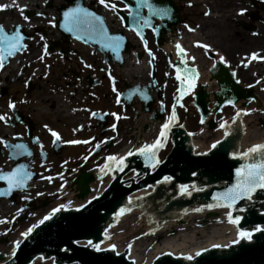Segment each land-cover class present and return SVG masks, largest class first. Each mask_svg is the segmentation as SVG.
I'll use <instances>...</instances> for the list:
<instances>
[{
	"label": "flooded vegetation",
	"instance_id": "flooded-vegetation-1",
	"mask_svg": "<svg viewBox=\"0 0 264 264\" xmlns=\"http://www.w3.org/2000/svg\"><path fill=\"white\" fill-rule=\"evenodd\" d=\"M82 1L84 8L103 18L109 34H114L119 30L123 31L133 41V47L126 54L118 55L113 52H102L96 46H87L74 39L60 37L58 41H53L51 45H48L53 50L58 48V54H15L13 57L5 58L4 66L0 69V114H7L11 120L7 124L0 121V137L9 135L12 142L3 138L8 145L24 144L27 151L13 150L0 143V158L12 163L8 171L23 165L31 173V178L26 182V188L13 193L16 198L18 193L26 195L31 183L33 185L42 184V188L45 187L46 190L38 194L48 196L55 190L63 191L67 184H73L82 173H91L93 176V169L99 166L104 167L106 157L118 156L117 154L124 148L123 143L129 144L132 141L129 137L131 133H134V128L138 126L136 121L140 117L149 115L150 120L161 118L160 120L164 121L168 119L172 106L175 105L177 122L181 123V117L185 119L188 117V122H192V119L198 122L197 110L193 114L192 108L186 109L187 102L184 101L189 96L182 101L177 99L179 82L174 77L173 70L175 66L180 68L181 66L176 45L183 39L187 41V36L193 37L208 31L211 26L209 25L210 18L214 14L212 13L213 6L229 10L226 15L228 17L224 19L223 27H221V30L225 32V37L216 39L217 41L211 39L208 42L196 40L194 37L185 48L181 45L186 53L232 54V58L228 56L230 64H226L235 73L236 78L238 76V81L241 80V72H248L251 69L261 70L262 59L252 60L250 57L252 53L260 54L258 57H264L262 55L264 54V0H221L217 1L216 5L211 0H197V2L158 0V7L168 5L177 13L179 22L172 25L167 32L157 36L154 29L162 24L161 20L153 16L149 18L147 10L144 9V19L140 21V24L145 25V20L151 21L152 24L145 30L142 41L123 27L119 13L121 11L128 13L123 1L108 0V3L116 4L115 9L104 7L98 0ZM198 1L201 6H204L205 11L202 16L208 21L205 20L204 24L196 22L192 25L193 27H190L189 20L183 16V11L185 9L194 10ZM63 5L75 6L74 3L65 1ZM58 6L59 4L56 8ZM241 10H244L243 14ZM172 31L178 34L179 41L174 44L175 60L173 61L170 60L173 54H166L164 50V46L173 41L170 34ZM144 41L147 42L146 47ZM198 43L210 45V50L206 52L204 48L197 46ZM148 50L152 55H149ZM42 55L43 60L39 59ZM207 60H211L209 55ZM160 62L164 64L160 70L162 82L157 81L155 77L157 64ZM129 63L130 65L126 66ZM85 64L91 67H85ZM132 68L133 70H130ZM127 70H130L132 76L125 74V78L121 80L119 71ZM171 77L172 84L164 82V79L171 81ZM140 78L142 81H139ZM245 80H248L247 84L243 85L254 86L256 84L264 89V80L261 81L258 73H252ZM131 82H133L132 85L129 84ZM173 82L177 84L175 89ZM136 87L138 89L149 88L148 93L151 95L152 102L144 104L145 102L133 99L127 105L120 99L127 89ZM42 93L46 94V98L36 97ZM105 100H108L107 106L103 105L106 103ZM9 101L15 104L14 110L9 109ZM39 104L40 106H36ZM39 109L49 115L48 119L39 120L34 117V113ZM93 113L95 115H92ZM113 113L115 115H112ZM133 113L138 116L136 119H133ZM59 117L62 119L60 120ZM64 117H68V120L76 119L67 123ZM121 124L124 128H121ZM153 127H148L149 131L146 130V133L153 132L154 129L155 133L159 132V129ZM49 129L57 132L61 139L53 143L55 138ZM126 129L127 132H125ZM64 130H67V133H63ZM120 133H122L121 137H119ZM41 135L48 137L49 141H45ZM68 141H88V143L72 144L67 143ZM138 142L134 143L135 148L128 151L138 148L140 146H137ZM40 145H43V148ZM71 148L73 151H69ZM9 149L15 152L17 159L10 158ZM28 152L31 155H28ZM0 172L5 173L6 170L0 169ZM48 199L41 201L26 199L22 211L29 208L27 213H34L35 220L41 216V218L45 217L47 213L49 216L59 213L61 209L55 213L52 211L59 206L54 208L51 206L56 201L62 200L63 196L57 195Z\"/></svg>",
	"mask_w": 264,
	"mask_h": 264
},
{
	"label": "water",
	"instance_id": "water-1",
	"mask_svg": "<svg viewBox=\"0 0 264 264\" xmlns=\"http://www.w3.org/2000/svg\"><path fill=\"white\" fill-rule=\"evenodd\" d=\"M65 1L74 3L75 6L83 7L82 0ZM121 1L126 4L128 10L138 13V23L133 20L132 16L125 15L123 12L119 15L127 29L133 30L136 34L138 31L141 33V35H137L140 39L143 38L144 31L151 27L152 24L151 21L149 22L150 25L140 24V21L144 19V9L147 10L149 18L153 16L161 20L162 24L155 28L157 36L168 31L172 25H176L179 22L177 13L172 8H169L168 5L158 7V0H149V2L155 8L166 9V15H153L147 5L137 8V0ZM67 8L69 7L60 6L58 8V30L64 38L76 39V35H80L81 39L76 40L87 45H95L102 52H113L105 48L102 41L97 37H89L84 32L73 34L65 31L61 25L63 23V12ZM26 15L29 17L33 14L28 12ZM16 27L7 30V32L10 34L16 30ZM104 27L107 29L105 24ZM19 31L25 36L26 40L27 36L20 26ZM113 35L122 37L119 49L113 52L120 55L129 48V43L121 32ZM22 50L16 52V54L22 52ZM178 56L180 59L183 58L185 60V55L178 54ZM180 66L182 70H187L186 72L182 71V76H196V87V80L199 77L196 69L186 66L185 63H180ZM174 68L176 74V66ZM209 73L217 84V89L213 93L215 98L214 107L217 114L221 113L224 107L234 106L239 100L248 102L256 98L249 87H241L237 83L235 76L232 75L233 72L229 71L221 61L216 62L209 70ZM195 87L191 90L195 89ZM185 88H187V85H185ZM188 92L182 98L179 92V98L184 99ZM135 96L141 102H145L144 104H147L148 100L150 101L145 88L128 89L123 94L122 99L129 104ZM194 97V105L201 115L200 124H204L207 117L211 115V111L208 108L207 94L203 89H200ZM229 101H232V103L230 104ZM235 124L236 121H233L231 126ZM215 126V121L210 119L207 123L208 129L214 130ZM169 132L172 134V149L168 157L159 163L156 168L148 167L144 158L139 154L128 156L125 161L127 166L123 172L109 171L113 179L100 195L94 196L97 197L96 199L92 197L82 208L61 211L43 224L38 225L19 244L14 257L2 264H29L36 257H42L44 260L54 258L56 264H132L130 260H126L125 251H121L119 255H116L110 248H107L106 251H95V248L91 249L90 246L83 247L78 245V243H88L91 240L96 245L104 241V232L107 226L115 224V215H117L122 206L125 207L128 204L129 196L149 186L153 188V191L134 202L133 205L144 208L149 217L156 219L157 224L150 230V233L157 231L164 220L170 219L175 213H185L187 209L205 207L209 210L206 214V219L215 216L212 210L224 207L215 206L217 202L213 197L237 183V168L262 158L258 154H252L247 159H241L236 154L234 143L239 139L240 134L238 132L232 136L229 134L225 139L217 143L215 148L203 155L193 154L189 146L190 136L182 127L172 128L171 125ZM165 143L166 141H163L164 146ZM161 148L157 150L156 157ZM14 154L15 152L10 150L11 159H17ZM131 170L135 171L136 177L144 176V179L138 183L132 180L129 186H125L126 181H122V177ZM165 176L172 177L171 181L164 182L163 178ZM91 181L92 176L88 173L82 174L75 180L78 198L81 200H84L85 196L91 193V188L88 186ZM0 182L4 184L0 188V199L11 198L14 191L26 188L25 183L22 189L14 188L10 191L7 181L0 180ZM180 185L191 187L195 185V190L193 189L191 195L182 194ZM208 205H213V207L209 208L207 207ZM240 209H243V211H240ZM227 210L230 211L229 209ZM231 211L233 217L237 215L241 217L239 225H236V227L253 233L251 240L241 239L236 245L220 246L219 249H214L212 246L207 254L204 251L203 254L197 256L188 264H264V231H255V226L257 225L261 226L262 229L264 227V189H258L250 200L242 199L237 201ZM0 261H3L2 256H0ZM154 264H185V258L176 257L173 260L169 255H162L161 258L154 261Z\"/></svg>",
	"mask_w": 264,
	"mask_h": 264
},
{
	"label": "bare ground",
	"instance_id": "bare-ground-1",
	"mask_svg": "<svg viewBox=\"0 0 264 264\" xmlns=\"http://www.w3.org/2000/svg\"><path fill=\"white\" fill-rule=\"evenodd\" d=\"M44 0H0V6H4L0 8V25L3 26L4 29H10L14 26L22 24V19L23 17L20 15V9H24V11H29L33 10L34 7L38 8L41 10L42 8V3ZM214 5H216L217 1L221 0H211ZM216 17L214 22H210L209 25L215 24L216 26L223 27L224 24V19L228 16L227 13L229 10H223V9H218L217 6H213L212 10ZM53 15V18H55L54 22L57 24L58 22V17L57 13L51 14ZM59 16V15H58ZM214 16V15H212ZM212 16L210 19H212ZM52 18V20H53ZM220 19V20H218ZM45 19H34L33 22L36 24L41 23ZM218 20V21H217ZM52 25V24H51ZM214 25V26H215ZM53 27V26H52ZM56 28V27H53ZM210 36L213 37L219 35L221 37H225V32L221 29H213L210 28L208 29ZM171 38L173 41L169 43V45L164 46V50H166V54H173L171 57V61L175 60V55H174V44L175 42H179L177 39L178 34H176L175 31H172L171 33ZM208 34V33H207ZM202 33L197 34L196 36H189L191 39L198 40V37H201ZM218 36V37H219ZM213 39V38H212ZM130 40V38H129ZM181 41L179 44L183 45L184 48L187 44L186 41ZM219 40V39H217ZM215 40V41H217ZM236 42V41H234ZM129 43V42H128ZM182 46V47H183ZM133 44L132 41L129 43V48H132ZM188 50V48H187ZM190 52V51H189ZM36 48H31L30 46L26 47L20 54H36ZM216 60L219 59L220 53L216 52ZM204 54H187L188 59H192L191 61L195 66H197L200 76L199 79L197 80V84L195 89L190 90V95L189 97L184 101L187 102V108L184 105L186 109H193V114H195L196 107L192 104L194 101V96L200 89H203V91L207 94V100L209 101V110L211 111V115L207 117V120L205 122H208L209 119H211L214 116V91L217 89V84L215 82V79L211 77V75L208 72V68H210L211 60L205 62V56L204 58L202 57ZM230 58H232V54H228ZM224 57V56H223ZM229 57L225 56V62L227 61V58L230 59ZM220 60V59H219ZM218 62V61H216ZM232 62H234L232 60ZM206 64V65H205ZM130 65L129 64H126ZM164 64L158 63L157 64V74H156V79L159 82H162V78L160 77V70L163 68ZM202 66H205L202 68ZM203 69V70H202ZM130 70H133L130 69ZM130 70H127L125 72H120L119 71V78L122 80L125 78V74L128 76H132L130 73ZM9 72V71H8ZM252 73H258L261 76V81L264 80V72L262 70H249L248 72H241V80H239L240 85L247 84L245 80L246 77L251 75ZM144 74V72H142ZM172 75V74H171ZM142 78V77H141ZM139 79V81H142V79ZM238 78V76H237ZM239 79V78H238ZM237 79V80H238ZM172 77L171 81L168 79H164V82L168 83L170 82L172 84ZM133 82L129 83L132 85ZM174 83V89L176 88L177 84L176 82ZM160 85V84H159ZM202 87V88H200ZM258 85L254 84L252 86V91L254 92V95L256 96V99L254 101H245V100H239L233 107H228L233 109V118L232 122L236 121V124L231 126L230 124H226L225 128H221L222 131L220 133L216 134V138L214 140H217V142L222 141L225 139L229 134L232 136L236 134L237 132L240 134L238 141L234 143V149L236 150V154L239 155L243 152H245L248 148L252 147L253 145L256 144H264V127L258 129L256 126V121L260 117H248V114H243V111H247L249 106H251L254 102H258V104L262 101H264V93L261 91H258ZM162 89H164L162 87ZM264 91V89H262ZM163 93L165 91H162ZM105 93V91H103ZM40 96L36 97H43L46 98V94H39ZM33 102V101H32ZM106 102L105 106L108 105V100L104 101ZM41 104V103H40ZM36 105V106H40ZM34 106V107H36ZM30 107V106H29ZM248 107V108H247ZM226 109V108H225ZM223 109V110H225ZM231 109V110H232ZM250 109V108H249ZM240 112L241 114L239 116L236 115L237 112ZM145 116L144 114H142ZM34 117L36 119H43L46 118L48 119L49 115L47 113H43L39 110H36L34 113ZM65 122L70 123L72 120L76 118H72L68 120V117H64ZM235 118V119H234ZM61 120L62 118L59 117ZM161 118H158L157 120L159 121H151L148 116L145 117H140L139 120L136 121L138 126L134 128V133H131L129 139H132V141L129 144L123 143L124 148L123 150L117 154L119 155L122 153L128 152L129 149H133L134 143L136 141H139L137 146L141 145L140 143L143 142H150L154 140L158 132H148L143 131V126L145 125L147 128L150 127L152 128H157L160 131L161 125L163 123V120H160ZM213 119V118H212ZM149 120V122H148ZM38 121V120H36ZM161 121V122H160ZM29 123V121H27ZM135 123V124H136ZM186 123V121H185ZM134 124V123H133ZM132 124V126H133ZM175 124H181L179 122H176ZM191 125V121L186 123V126ZM141 126V127H140ZM179 126V125H178ZM183 128H185L184 125H182ZM203 129L207 128L206 123L203 124ZM68 129V128H67ZM186 129V128H185ZM188 131V129H186ZM207 131H211L207 129ZM213 131V130H212ZM214 132V131H213ZM63 133H67V130H64ZM227 133V134H226ZM67 135V134H65ZM42 138L45 141H49V138L46 137L45 135H41ZM207 137V133H203L201 136H198L197 138L191 137V141L189 143L190 148L192 149L193 154H203L207 152L208 148L210 145L203 144L201 140L205 139ZM6 139V141H13L12 138L9 135H6V137H0V139ZM152 138V139H149ZM3 139V140H4ZM171 136L166 140V148L159 153V158L164 159L168 157L171 148H172V142H170ZM5 141V140H4ZM165 143V144H166ZM135 148V147H134ZM69 151H73V148L69 149ZM12 163L7 161V160H2L0 158V169L6 170V172H9L8 170L11 169ZM103 166H99L95 169H93V181L89 183V188H91V193L88 195H96L100 191L103 190L104 187L109 183L111 180L112 176L111 174L105 172H102L101 169ZM5 172V173H6ZM47 175V174H45ZM127 184L130 183V181H135L136 179H139L140 177H136V174H133V171L127 173L124 177H122ZM30 188L28 189L25 198L26 199H37V201H41L43 199L54 197V196H59L62 197V200L56 201L51 208L58 207L60 205H63L64 207L62 208L63 210H74L75 208H79L82 206V200L78 198V191L76 190V185L74 184H67L65 189L63 191L55 190L51 192L48 196L45 194L39 195L38 192H42L45 189V187L42 188V184L38 185H33L31 183ZM32 186V187H31ZM3 185L0 183V188H2ZM35 187H38L39 189H33ZM189 189L191 191V187L189 186ZM48 190V189H47ZM153 191L152 187H149L147 189H141L136 193H133L129 197V202L128 204L122 206L121 208L126 209L123 214L120 215H115V224L114 225H109L107 226L104 236L105 239L102 241L99 245L101 249H104L106 251V248H110V245H115L116 250L114 251V254L119 255L121 251H125V256L126 260L132 263V264H154V261L157 260L158 258H161V256H167L169 253V257L173 260L176 259V257H187V256H192V260H188L185 258V264H188V262L193 261L197 256L196 253L200 252L203 254L204 251H206V254L210 251L213 245H219V246H231V245H236L237 243H234L237 239V227L236 225H233L228 222V217H227V210L226 209H214L212 212L215 214V216H212L208 219H206V214L208 213V209L205 207H202L200 211H196V209H187L185 213H175L172 215L170 219L164 220L160 225L158 231H154L153 233H150V230H152L153 227L156 226L157 222L154 217H149V215L146 213L144 208L142 207H136L134 202L137 200L142 199L144 196L149 194L150 192ZM85 196V199L91 196ZM50 196V197H49ZM14 195L12 196L11 200H14ZM48 199V200H49ZM33 205V204H32ZM133 205V206H132ZM120 208V209H121ZM119 209V212H120ZM16 209H10L7 213L6 216L8 217V221H11L15 216H16ZM11 212V213H10ZM118 212V213H119ZM46 214V213H45ZM44 214V215H45ZM2 215V214H1ZM46 215H49L48 213ZM5 216V217H6ZM42 217V216H41ZM39 217L38 220H34L32 223L29 224V226H26L23 230H21L19 233L13 235L11 237V242L8 245V247H0V256L3 257L4 261H0L1 263H4L8 261L9 259L13 258L14 255H12L13 252L16 253L17 251V244L16 242H19V244L22 243L23 239L26 237L21 235L22 233L26 232L30 227H33L34 225L39 224L40 219L42 218ZM44 218V217H43ZM213 218V219H211ZM200 220L202 223L205 224V227H200L198 231L195 230H190L188 227L190 226V223L192 220ZM211 219V220H210ZM136 223V226L133 227V225ZM6 223L0 224V237L4 234H6L5 226ZM5 226V227H4ZM111 226V227H110ZM136 227H140L142 230V236L139 238H132V233L129 234H123L124 231L129 229V232H132L133 230L136 231ZM264 229V227H263ZM134 232V231H133ZM200 234L201 237L197 238L196 236ZM87 246L88 243L84 242ZM130 246V247H129ZM214 249H219V247H214ZM200 254V255H201ZM29 264H54V259L49 258L44 262L42 258H35L32 260Z\"/></svg>",
	"mask_w": 264,
	"mask_h": 264
},
{
	"label": "snow or ice",
	"instance_id": "snow-or-ice-1",
	"mask_svg": "<svg viewBox=\"0 0 264 264\" xmlns=\"http://www.w3.org/2000/svg\"><path fill=\"white\" fill-rule=\"evenodd\" d=\"M100 4H102L106 8L115 9L116 4L114 3H108V0H98ZM142 5H147L150 11H152V14H159L161 16L166 15L167 10L163 8H155L153 4L149 2V0H137V8H139ZM4 6H0L2 8ZM21 14L23 15V9H20ZM244 10H241V14H243ZM38 15H42V13H38ZM129 15L132 16L133 20L138 23V13L133 12L129 10ZM25 20L28 19L27 16L23 17ZM55 18L53 20H50L49 23L52 24L53 27H56V24L54 22ZM145 25L149 24L148 20L144 21ZM61 27L64 28L65 31L76 34L80 32L86 33L89 37H97L100 41H102L103 46L113 52H116L120 47V41L122 37L115 36V35H109L107 29L104 27V21L103 19L98 16L96 13L89 11L87 8L80 7L79 5L75 7H69L66 11L63 12V23ZM190 31L192 29H189ZM137 35H141V33L138 31ZM41 39L43 40L44 37L41 36ZM76 39H81L80 35H76ZM25 40V36L21 34L19 31V26L16 27L15 31H12L10 34L9 32L5 31L2 25H0V69L4 66V60L6 57H11L16 54V52L20 51L21 49H25L27 45L23 43ZM145 47L147 42L144 41ZM197 46L202 47L205 49L206 52L210 50V45L205 44H197ZM176 48L178 50V54L186 55L184 49L181 47V45L177 44ZM147 50V48H146ZM149 51V55H152L151 51ZM43 53L44 55L48 54V48L47 44L43 47ZM44 56L42 55L39 57V59L43 60ZM257 58L264 59V57H258L257 53H252L250 59L255 60ZM153 59L155 57L153 56ZM221 62H225V58L223 56L219 57ZM181 64L185 63V60L181 58L180 61ZM85 67L90 68L91 65L85 64ZM245 67H247V64H245ZM182 71L186 72L187 70H182L179 66L176 67V80L180 81V88L178 91L180 92L181 98L183 95L190 91L192 88L195 87V79L196 76L193 75L191 77L188 76H182ZM235 76V73L232 74ZM111 78V77H110ZM239 83V81H237ZM259 83V81H258ZM185 85H187V88H185ZM251 87V85H249ZM113 91H115V88H113ZM119 102V101H118ZM231 104L232 101H229ZM183 106V105H181ZM10 110L15 109V104L12 101H9L8 105ZM241 113L238 111L236 113L237 116H239ZM247 114V113H244ZM92 115H95L93 113ZM112 115H115L113 113ZM235 119V118H234ZM11 120L10 116H7V114H0V121H3L5 124H7ZM177 120L176 112H175V105L172 106L171 114L168 116V119L165 123L161 125L159 135L157 139L154 141L153 144L148 145L145 144L144 146L138 148L136 150V153H133L132 151H129L125 156H108L106 157V163L104 167L101 169L102 172H105L107 174V171H119L123 172L125 167L127 166L125 161L128 156H132L134 154H139L142 156L145 160V163L148 167L155 168L160 161L156 157V152L159 148L163 147V141L167 140V134L170 131V126ZM203 122V121H201ZM221 128H225V124L220 125ZM47 128V125H45ZM115 127V125L113 126ZM182 127V125H181ZM51 132V135L55 138L53 143L56 141H59L61 138L59 134L51 129H49ZM227 134V133H226ZM0 143L5 144L6 147H10L13 150H20L21 152H26V146L24 144H11L8 145L5 141L0 139ZM67 143L77 144V143H88V141H68ZM219 143V142H217ZM41 148H43V145H40ZM213 148L216 147V144L212 145ZM252 154H258L262 158L258 161L247 163L244 165H241L240 168L236 169V176H237V183L233 185L232 187L228 188L226 191L216 195L213 197V199L217 202L215 206L217 207H224L229 209L230 211L227 212L228 222L233 225H239V222L241 220V217L239 215L233 217L232 215V209L234 205H236L237 201L242 199H251L252 195L258 190V189H264V144H256L252 147L248 148L245 152L239 154V157L241 159H247ZM28 155H31L30 152H28ZM87 159V157H85ZM195 175V173H193ZM31 178V173L28 172L25 169V166L21 165L18 168L3 173L0 172V180L7 181L8 188L11 191L14 188H20L22 189L28 179ZM172 177L165 176L163 178L164 182L171 181ZM151 187V186H149ZM195 190V185L192 186ZM180 191L182 194L191 195V192H189V186L188 185H180ZM97 197H93V199H96ZM64 206L60 205L59 208L53 209V213L59 211ZM83 207V205H82ZM207 207L211 208L213 205H208ZM126 209L121 208L120 212L117 213V215L123 214ZM201 209H196V211H200ZM240 211H243V209H240ZM50 219L49 215H46L42 220L39 221L40 224H43L46 220ZM3 221H0L2 223ZM36 227L35 225L33 227H30L26 232L22 233L23 236H28L32 231L33 228ZM255 231H264V229L261 228V226L257 225L255 226ZM252 232L248 230H241L239 227H237V239L233 241L234 243H238L241 239L244 240H251L252 238ZM17 247L19 246V242H16ZM88 245L95 248L96 251H102L104 249H101L98 244L94 245L91 240L88 241ZM112 251L116 250L115 245L109 246ZM130 247V246H129ZM213 247H220L219 245H213ZM171 253H169L170 255ZM201 253L197 252L196 256H199ZM12 255H15V252L12 253ZM188 260H192V256L185 257Z\"/></svg>",
	"mask_w": 264,
	"mask_h": 264
},
{
	"label": "rangeland",
	"instance_id": "rangeland-1",
	"mask_svg": "<svg viewBox=\"0 0 264 264\" xmlns=\"http://www.w3.org/2000/svg\"><path fill=\"white\" fill-rule=\"evenodd\" d=\"M187 1H189V0H187ZM191 1L197 2V0H191ZM48 2H51V7H52L51 9L47 7ZM59 2H60V0H44L42 5H41L42 6L41 10L36 8V7H34L33 10H29V12H32L35 15L29 17L27 20H25L23 18L22 22H21L22 24L17 25V26H21L23 28V30L25 31V33L29 36V38L24 43L27 45V47L30 46L33 49L36 48V52H37L36 54H44L43 53V47L45 44H47V46H48V45H51V42L59 40L58 33L55 31V28H53L52 25L49 23V21L52 20V18H53V15L51 16V14L55 13V8ZM203 11H205L204 6L203 5L201 6V3L198 1L197 6L194 7V10L185 9L183 11V16L187 17V19L189 20L190 27H193L192 25H194L196 22L202 23V24L205 23L204 21L206 19H204V17L202 16ZM24 12L25 11L23 9V15H22L21 11H20V15L22 17L25 16ZM38 13H42V15H38ZM212 15H214V16H212V19H210V22L216 23V21H215L216 15L215 14H212ZM34 19H37V20L45 19V20L41 21V23H39V24H36L35 22H33ZM218 20H220V19H218ZM206 21H208V20H206ZM214 25L215 24L210 26V28L213 27V29H221V27H219V24H218V26H216V25L214 26ZM5 30H8V29H5ZM215 35L213 37H211L209 30H208L207 32L202 33V36L198 37V40H201V41L205 40L208 42L212 38H213V40L220 38L219 35H217V36H215ZM41 36L44 37L43 40L41 39ZM191 40H192L191 37L187 36L188 42L187 41L186 42L189 43ZM63 44H65V43L63 42ZM81 50H82V48H81ZM58 51H59V49L55 48L52 52L48 51V54H58ZM84 51H87V49H85ZM213 55L216 56V54H213ZM220 55H222L224 57L225 56L228 57V54H220ZM262 55H264V54H262ZM204 56H205V62L206 61L208 62L207 54H204L202 57L204 58ZM258 56H260V54ZM225 63L230 64L228 58H227V61ZM260 64H261V70L264 72V59L261 60ZM203 67H205V66H202V68ZM262 89L263 88H260V86H259V89L257 92L261 91L262 93H264V91ZM167 102H166V104H167ZM166 104H164L165 108H166ZM249 108L246 111L248 114V117L249 116L250 117L251 116L252 117H260L256 121V124H257L256 127L258 129L263 128L264 127V101L263 102L261 101L259 104H258V102H254L251 106H249ZM231 109L232 108L227 107L220 114H214V116L212 117L216 122V128H215L214 132L213 131H207V128L203 129V127L200 126L199 121L195 122V119H192L190 126L189 125L186 126L187 121H189V120H187L188 117L186 119L184 117H181L182 118L181 124L184 125L185 128L188 129V132L191 134V136L195 137V138H197L198 136H201L203 133L206 132L207 137L201 141L204 145L207 144V145H210V147H211L218 140V139L214 140L216 138V134L220 133V131H222L220 125L222 123L225 124V123L230 122V120L233 116V109L232 110ZM134 113H136V112H134ZM134 113H133L132 117H133V119H136L138 116H136ZM185 121H186V123H185ZM121 128H124V125L121 124ZM121 128H120V130H121ZM146 130H147V127L146 126L143 127V131H146ZM129 131H131V130H129ZM147 131H149V130H147ZM125 132H127V129L125 130ZM121 134L122 133H120L119 137H121ZM145 143H147V142H145ZM33 189H38V187H35ZM18 194L19 195L17 196V198L15 200L16 201L15 204H11L9 201H6V200H0V221H3L2 222L3 224L6 223L5 226H7V227L4 226L5 230H6L5 231L6 234H4L0 237V247H8V245L11 242V237L13 235L19 233L26 226H29V224L32 223L36 219L35 217H33L34 213L33 214L30 212L27 213L29 211L28 210L29 208H26V210L22 211L24 206H25L26 198L24 195H20V193H18ZM128 202H129V199H128ZM12 208L16 209L15 210L16 216L11 221H8L7 216H9V215L6 216V213ZM21 214H24V215L22 216ZM20 218H21V220H20ZM211 219H213V218H211ZM2 223H0V224H2ZM135 226H136V223L133 225V227H135ZM200 227H205V224L202 223L200 220L194 219L191 221L188 229H190L191 231L192 230L198 231L200 229ZM141 230L142 229L140 227H136V231L133 230L134 232L133 231L129 232V229H128V230L124 231L123 234L132 233V238H139L142 236ZM196 237L200 238L201 235L198 234ZM81 244L83 245V247H88L84 242ZM90 248L93 249V247H91V246H90ZM106 250H107V248H106ZM102 251H105V250H102ZM44 262H46V260H44ZM54 264H56L55 259H54Z\"/></svg>",
	"mask_w": 264,
	"mask_h": 264
}]
</instances>
